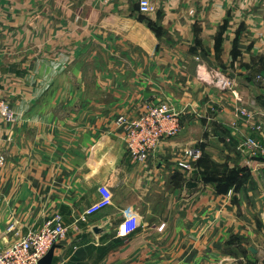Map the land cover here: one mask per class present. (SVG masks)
Segmentation results:
<instances>
[{"label":"crops","instance_id":"0c3cea01","mask_svg":"<svg viewBox=\"0 0 264 264\" xmlns=\"http://www.w3.org/2000/svg\"><path fill=\"white\" fill-rule=\"evenodd\" d=\"M151 2L0 0V250L9 224L58 213L45 264H264V129L237 114L264 122V0ZM197 58L234 87L200 83ZM159 102L181 130L137 162L114 120ZM187 148L200 158L183 170ZM100 185L111 204L83 218Z\"/></svg>","mask_w":264,"mask_h":264},{"label":"built area","instance_id":"2783aa9c","mask_svg":"<svg viewBox=\"0 0 264 264\" xmlns=\"http://www.w3.org/2000/svg\"><path fill=\"white\" fill-rule=\"evenodd\" d=\"M140 13H152L155 8L151 0H138ZM198 61L196 79L200 83L213 86L222 91L231 90L234 87V79L214 69H208ZM257 80L264 83V78L258 76ZM240 119L257 132H262L264 122L256 123L255 113L247 108H239ZM13 122L14 113L4 99L0 98V121ZM117 129H121L126 150L137 162L145 161L154 153L159 145L167 139L176 137L180 130V113L175 111L168 103L146 105L144 111L137 117L129 118L119 115L114 120ZM245 146L251 150L259 147L254 139H247ZM200 158L198 148L184 149L181 158L177 162L179 168L190 170ZM3 157H0V165ZM112 192L105 185L97 188V199L93 201L83 212L82 217L92 216L108 207L112 202ZM130 230L128 223L119 227V235L125 236ZM6 233H12L14 239L0 250V264H39L49 250L66 238L67 227L62 216L58 213L42 222L39 228L29 229L25 235H20L13 223L6 227Z\"/></svg>","mask_w":264,"mask_h":264},{"label":"water","instance_id":"95a60500","mask_svg":"<svg viewBox=\"0 0 264 264\" xmlns=\"http://www.w3.org/2000/svg\"><path fill=\"white\" fill-rule=\"evenodd\" d=\"M186 187L194 188V187H196V183L189 181V182H187ZM53 247L49 250V252L46 254V256L39 262V264H45V261L48 260V258L51 256V252H52Z\"/></svg>","mask_w":264,"mask_h":264},{"label":"rangeland","instance_id":"374dc122","mask_svg":"<svg viewBox=\"0 0 264 264\" xmlns=\"http://www.w3.org/2000/svg\"><path fill=\"white\" fill-rule=\"evenodd\" d=\"M217 174H219V173H217Z\"/></svg>","mask_w":264,"mask_h":264}]
</instances>
